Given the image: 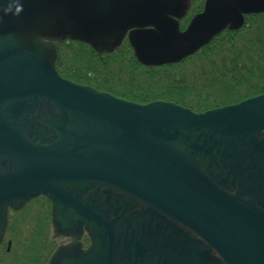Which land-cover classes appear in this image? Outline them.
Instances as JSON below:
<instances>
[{
	"label": "water",
	"instance_id": "water-1",
	"mask_svg": "<svg viewBox=\"0 0 264 264\" xmlns=\"http://www.w3.org/2000/svg\"><path fill=\"white\" fill-rule=\"evenodd\" d=\"M176 7L177 0H0V241L8 207L43 194L59 228L78 236L85 226L93 240L86 252L80 243L61 249L53 264H134L144 247L123 193L171 216L180 225L172 222L173 230L205 237L228 264H264V209L213 177L222 171L214 165L223 139H231L252 152L239 175L257 182L252 195L264 192V165L252 166L264 157V93L204 113L135 103L61 77L53 46L37 39L58 22L93 44L134 28L143 64L172 63L226 26L241 27L245 14L263 12L264 0H207L184 32L172 18Z\"/></svg>",
	"mask_w": 264,
	"mask_h": 264
},
{
	"label": "trees",
	"instance_id": "trees-1",
	"mask_svg": "<svg viewBox=\"0 0 264 264\" xmlns=\"http://www.w3.org/2000/svg\"><path fill=\"white\" fill-rule=\"evenodd\" d=\"M262 18L249 19L255 25L250 39H238L244 34L216 38L181 63L154 67L140 64L128 46L101 54L87 43L64 38L57 42V68L64 77L129 100H170L202 112L264 93V20L256 27ZM36 226V239L20 255L6 254L7 259L36 252L37 237L44 233L40 222Z\"/></svg>",
	"mask_w": 264,
	"mask_h": 264
},
{
	"label": "flooded vegetation",
	"instance_id": "flooded-vegetation-1",
	"mask_svg": "<svg viewBox=\"0 0 264 264\" xmlns=\"http://www.w3.org/2000/svg\"><path fill=\"white\" fill-rule=\"evenodd\" d=\"M222 144L220 153H225L230 158L221 160V154L216 157L217 164L214 165V168L219 167L222 169L221 172H213L216 183L220 184V180L217 177L221 175L222 179L227 180L225 187H223L228 193L238 196L236 193L242 192L243 196H239L240 198L264 209L262 205L264 203V192L262 195L258 194V198L251 194V189L257 185V182L251 185L250 172L243 177L239 175V172H243L248 168L247 162L250 160V155H252L250 148L242 147L236 141L233 142L227 138L223 139ZM255 158L261 162L258 164L253 163L252 166L262 167L264 165V157L257 156ZM235 174L236 178L234 179ZM112 190L116 192L115 189ZM123 198L129 202L130 207L139 217L136 225L139 223L138 235L141 239L139 243L144 247V251H138V257H136V263L134 264H228L218 253L217 248L199 233L185 228L181 234L179 230H173L172 222L177 224L178 228L180 225L174 220L172 221L171 216L157 211L139 200H134L126 194H123ZM52 225L50 218V227ZM59 230L69 235L65 240L59 242L58 247L62 246L59 250L73 248L77 243H81L86 252L92 246V236L85 228L82 229L79 237L70 235L74 233L73 228H68L66 224ZM185 233L188 235L187 238L183 236ZM61 238L63 237L55 235L54 240H52L54 242L53 245L55 246ZM4 240L1 247L9 252L12 245L9 249L8 240ZM3 245L6 246L3 247ZM56 251L57 248L50 249L46 254H42L40 259H36V261L30 260L29 263L49 264ZM129 258L130 256L128 255L123 257L124 261Z\"/></svg>",
	"mask_w": 264,
	"mask_h": 264
},
{
	"label": "rangeland",
	"instance_id": "rangeland-1",
	"mask_svg": "<svg viewBox=\"0 0 264 264\" xmlns=\"http://www.w3.org/2000/svg\"><path fill=\"white\" fill-rule=\"evenodd\" d=\"M188 4V0H181L180 5H186ZM257 25H260V20H257L256 22V27ZM249 27L246 30V34H250L251 32L254 31L255 25L251 26L248 25ZM260 29V28H259ZM46 202L45 201H36L33 202L31 205L27 206L20 214L17 215L15 220L12 219L13 226L10 229L9 234L7 235V239H12V238H20L22 241L20 242L19 246H14L12 254H18L20 255L22 253V249L24 245H27L30 240L34 239V231L36 229L35 225V220L36 218L43 219L46 216ZM31 217V218H28ZM36 239V238H35ZM27 241V242H26ZM48 247L46 245H40L38 244L36 252H42L44 254L47 253ZM11 254V255H12ZM10 255L3 254L0 257V260L5 261ZM4 263V262H3ZM8 264H22V261L20 260L19 256H16V258H9L7 260Z\"/></svg>",
	"mask_w": 264,
	"mask_h": 264
}]
</instances>
